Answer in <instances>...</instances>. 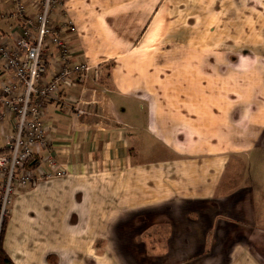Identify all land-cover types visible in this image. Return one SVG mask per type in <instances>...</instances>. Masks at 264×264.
Segmentation results:
<instances>
[{
    "label": "crops",
    "instance_id": "crops-1",
    "mask_svg": "<svg viewBox=\"0 0 264 264\" xmlns=\"http://www.w3.org/2000/svg\"><path fill=\"white\" fill-rule=\"evenodd\" d=\"M14 6L0 0L7 44ZM66 19L91 70L43 106L33 156L64 173L17 189L13 264H264V0H62ZM46 61L43 81L62 66L51 44ZM14 79L0 60V85ZM14 127L7 112L0 150Z\"/></svg>",
    "mask_w": 264,
    "mask_h": 264
},
{
    "label": "built area",
    "instance_id": "built-area-1",
    "mask_svg": "<svg viewBox=\"0 0 264 264\" xmlns=\"http://www.w3.org/2000/svg\"><path fill=\"white\" fill-rule=\"evenodd\" d=\"M15 15L22 21V33L13 44L0 39V60L12 70L15 79L0 85V121L6 113L13 114L15 127L8 138L6 151L0 153V227L9 214L10 206L17 189L35 184L37 181L64 172L57 170L52 156L47 158L53 173L45 171L40 165L30 166L35 147L47 145L43 124V106L56 98L59 86L79 73L87 78L91 70L89 64L75 63L71 60V50L63 27L69 21L62 20L59 26L53 24V12L59 9L61 0H40L39 10L34 17L26 12L21 0H12ZM65 29V28H64ZM73 29V28H71ZM53 45L58 50L62 66L47 81V48ZM95 78L99 69L94 68ZM77 113H84L75 103Z\"/></svg>",
    "mask_w": 264,
    "mask_h": 264
},
{
    "label": "trees",
    "instance_id": "trees-1",
    "mask_svg": "<svg viewBox=\"0 0 264 264\" xmlns=\"http://www.w3.org/2000/svg\"><path fill=\"white\" fill-rule=\"evenodd\" d=\"M7 149L2 148L0 151L5 152ZM38 160L33 156L30 158V161L28 162L30 166L36 165ZM7 218V217H6ZM6 218H4L1 227H0V264H13V261L11 258L7 255V253L4 251L2 247V238H3V233H4V227H5V222Z\"/></svg>",
    "mask_w": 264,
    "mask_h": 264
},
{
    "label": "rangeland",
    "instance_id": "rangeland-1",
    "mask_svg": "<svg viewBox=\"0 0 264 264\" xmlns=\"http://www.w3.org/2000/svg\"><path fill=\"white\" fill-rule=\"evenodd\" d=\"M61 2H62V0H61ZM61 5H62V3L59 5V8L61 7ZM151 144V142H149V145ZM151 146V145H150ZM109 247V246H108ZM107 247V248H108ZM137 255H139V254H137ZM106 259H108V260H110L111 258H110V254L109 253H105L104 255H103Z\"/></svg>",
    "mask_w": 264,
    "mask_h": 264
}]
</instances>
